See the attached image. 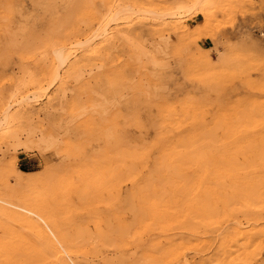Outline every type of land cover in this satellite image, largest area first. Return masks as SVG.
Masks as SVG:
<instances>
[{
  "label": "rangeland",
  "instance_id": "374dc122",
  "mask_svg": "<svg viewBox=\"0 0 264 264\" xmlns=\"http://www.w3.org/2000/svg\"><path fill=\"white\" fill-rule=\"evenodd\" d=\"M0 264H264V0H0Z\"/></svg>",
  "mask_w": 264,
  "mask_h": 264
},
{
  "label": "bare ground",
  "instance_id": "6f19581e",
  "mask_svg": "<svg viewBox=\"0 0 264 264\" xmlns=\"http://www.w3.org/2000/svg\"><path fill=\"white\" fill-rule=\"evenodd\" d=\"M203 16V15H202ZM203 24V23H202ZM57 61H58V63H59V66H63L65 63H66V61H67V59H65L64 57H63V55H62V53H58V55H57ZM241 137V136H240ZM212 143V142H211ZM231 145V144H230ZM241 152V151H240ZM241 178V177H240ZM248 186V185H247ZM248 189V188H247ZM244 236V235H243ZM46 253H48V252H46Z\"/></svg>",
  "mask_w": 264,
  "mask_h": 264
},
{
  "label": "crops",
  "instance_id": "0c3cea01",
  "mask_svg": "<svg viewBox=\"0 0 264 264\" xmlns=\"http://www.w3.org/2000/svg\"><path fill=\"white\" fill-rule=\"evenodd\" d=\"M257 1L260 2V1H262V0H256V2H257ZM255 9L257 10V7H256Z\"/></svg>",
  "mask_w": 264,
  "mask_h": 264
}]
</instances>
